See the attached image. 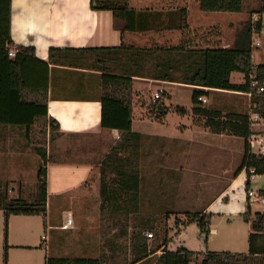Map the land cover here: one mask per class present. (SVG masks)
Here are the masks:
<instances>
[{"label":"crops","instance_id":"0c3cea01","mask_svg":"<svg viewBox=\"0 0 264 264\" xmlns=\"http://www.w3.org/2000/svg\"><path fill=\"white\" fill-rule=\"evenodd\" d=\"M127 3L129 10L124 11L118 20H115L112 10L93 9L91 0H11L13 45L10 50L17 48V45L34 46L36 49L35 56L28 55L22 61V84L24 87L48 88V113L49 116L57 119L61 127L59 135L52 141L49 138L50 132L48 133V142L45 144L47 159H49L50 165L51 161H55L62 167L69 168L70 171L80 172L83 170L82 181L77 180V185H75L77 187L68 190L69 193L74 192V189L76 191L79 187L83 188L81 192L90 188L88 192L99 193L100 196L97 204H92L93 207L98 205L101 213L108 210L107 212L112 216L114 212L109 210H125V216L132 208L138 207L137 209L140 210L141 198L142 206L147 199L153 204L157 203L155 206L157 208H165L163 202L170 204L176 203L179 199L184 200L185 194L188 192L180 191L181 183H186L182 177H216L212 173L207 174L204 168L195 164V161L201 157L197 152L199 144L211 143L231 146L230 138L232 136L216 133L217 137L210 138V135L215 133L206 127L203 120L195 114L200 119L198 123L194 122L193 114H190L192 118L190 124L173 127L166 117L160 124L161 132L160 130L157 133L145 131L140 123L147 119L156 120L146 115L148 109L147 104H144L147 101H144L146 99L143 96L146 93L144 88L148 89L155 83L169 87L191 89L192 87L142 76L134 77L137 96L133 94L132 123L133 131L140 135L123 136L119 129L103 127L101 122L102 103L100 101L103 94V74L127 75L125 73L128 67L131 68L127 66L126 53L119 49L123 42L142 47L150 46L151 43L165 44L170 41L168 36L166 40L162 41L167 34L174 32L180 34L183 31L159 28L197 29L212 28L213 26L240 28L245 20L244 18L233 19L235 12H231L234 15L227 16L228 14L223 13L229 12L220 11L211 15H215V17L220 15L219 17H224V20L209 19L206 14L209 11H203L200 8L199 0H128ZM6 4L7 0H0V7ZM181 7H185L187 11L185 24H183L179 10ZM244 7L245 3L243 11ZM255 7L257 6L249 8L248 12ZM258 15L262 14L253 15L254 29V21ZM121 28L142 29H130L123 32ZM180 42L181 39L176 43ZM176 43L170 41L168 44ZM51 49H54L52 55ZM10 57L14 58V56ZM212 90L232 93L235 99L243 97L239 95H245L247 103H250V112L258 107L246 92ZM167 93L172 96L171 92ZM251 105L254 107L252 108ZM191 109L193 112V105ZM30 129L0 124V177L13 176L12 174L15 173L20 175V172L29 168L33 146L37 144V139L30 135ZM67 143L69 146L65 148L64 145ZM65 152L69 154L74 152L75 155L70 157ZM215 158L219 159L217 155ZM138 160L141 161V170L138 167ZM33 161L35 164L36 157L33 158ZM119 161L122 163L117 167ZM254 164L257 165V173L260 169L264 170V154L259 153ZM135 165L140 175L141 196L138 205L135 206L133 201L127 198H110V194L117 189L115 187L119 186V183H114L111 180L117 175L114 170L120 168L125 174H128V172L132 173ZM245 171L243 170L236 178L234 176L225 189L205 205L202 211L212 212L213 203L221 199L224 191ZM48 173L49 166H47V179ZM222 174L229 175V169L225 167ZM103 188L105 197L102 195ZM160 192L163 193L161 207L159 206L161 202L156 200L157 194ZM258 192L264 195V190ZM147 194H149L148 198ZM153 194L157 196L153 197ZM248 199L252 202L249 194ZM74 201L80 203L78 199ZM50 202L53 201L48 194L46 232H49V235H46V240H49V250L55 256L62 257L56 253L57 234H68L70 225L77 221V214L64 212L61 214L63 218L55 223L54 219L58 216L51 211ZM244 211L245 207L242 212ZM182 215L184 216V213ZM177 217H180L179 224L189 221L188 217L183 218L180 215ZM61 223L64 225L60 226ZM228 223L230 224L232 221L229 220ZM209 228L206 249H191L193 254L189 264H264V254H251L249 243L247 249H244L243 234L245 231L240 240L239 234H234L225 227L224 230L218 227L215 216L211 217ZM251 232L252 228H248L246 234L248 238ZM10 238L9 233V244ZM102 239L101 236L97 248L98 254H94L93 257H104L105 264H155L163 252V248H160L158 244L155 248H150L151 254L147 258L133 263L132 250L128 249L127 245L119 249L118 245L112 242L113 246L108 249L100 244ZM88 244L90 245V243ZM88 256L86 253L81 255V257ZM89 257L91 258V256Z\"/></svg>","mask_w":264,"mask_h":264},{"label":"trees","instance_id":"16d2710c","mask_svg":"<svg viewBox=\"0 0 264 264\" xmlns=\"http://www.w3.org/2000/svg\"><path fill=\"white\" fill-rule=\"evenodd\" d=\"M128 0H91L93 9H109L114 13L115 20L129 10ZM200 8L209 12H241L244 0H199ZM186 23L187 11L185 7L179 8ZM264 14V0H260L257 7L249 11L240 29L237 30L235 39L229 46L221 43L209 42L208 45H196L188 35L190 28H159L185 31L187 39L178 44L151 43L150 46H137L123 42L119 48L126 53L128 67L127 75L103 74L102 126L111 129H119L123 136L140 135L133 131V94L135 95V76L148 77L164 82H176L189 85L193 88V113L203 120L206 127L212 132L227 134L245 139V150L242 163L235 173V178L246 169V188L249 192L251 177L254 173L251 168L257 169L254 164L255 157L251 155L247 146V137L250 134L249 114L246 112L228 111L215 107L204 106L200 97L205 96L208 90L223 89L242 92H252L250 75L257 73L263 77L264 63L254 62V26L253 15ZM182 24V25H183ZM215 28V27H214ZM142 28H121L128 31ZM148 29V28H143ZM13 45L11 36V0L0 7V124L28 127L30 135L37 139L35 149L42 157V166L38 170L39 187L32 199L23 197L9 198L1 196L0 209L4 211L6 218L5 227V253L4 264H8V222L12 215H44L47 214L48 184H47V151L45 144L57 138L60 124L57 119L48 113V88L24 87L22 84L21 64L23 59L35 56L34 46L17 45V53L10 57V48ZM56 50V49H55ZM61 50V49H59ZM54 49H51V55ZM233 72L243 73L244 83L232 81ZM167 92H163V98L151 100L147 104L149 117L162 122L171 111L166 104ZM252 100L258 105L256 110L264 114V94L253 91ZM150 105V108H149ZM176 111L185 113V108L177 106ZM117 167L122 162H117ZM262 166V165H261ZM117 175L111 180L119 183L110 198H127L138 205L140 194L139 170L134 166L132 173L125 174L120 168L114 170ZM123 173V175H122ZM104 179V178H103ZM103 197L106 195L103 188ZM106 199V198H105ZM132 208L130 212L139 209ZM189 221H196L207 242L210 233L211 213L198 211L186 215ZM244 219L251 223L252 232L249 235V252L251 254H264V212L257 211L252 216L250 211L244 214ZM179 219L177 220L178 223ZM156 229L150 221L139 222L134 225L132 231V243L135 252L133 263L147 258L150 252L147 233ZM163 248L162 254L155 264H189L193 251L187 247H179L176 250L168 249V240L164 238L159 244ZM46 264H105L102 258L90 257H57L47 256Z\"/></svg>","mask_w":264,"mask_h":264},{"label":"rangeland","instance_id":"374dc122","mask_svg":"<svg viewBox=\"0 0 264 264\" xmlns=\"http://www.w3.org/2000/svg\"><path fill=\"white\" fill-rule=\"evenodd\" d=\"M244 3V11L235 12V15L231 14V12L223 14H228L227 16L234 15L235 17H233V19L244 18L246 20L249 17L248 9L257 6L258 3H260V0H245ZM206 14H208L209 19L217 18L218 20H224V17H219L220 15L218 17L211 15L217 13L208 12ZM254 25L256 31L255 39L260 40L262 45L259 47L255 45L253 57L255 64H260L264 63V34L260 32L264 29V14L256 17ZM238 29L240 28H219L218 26H213L212 28H197L189 30V37L186 36L184 31L183 33H180L181 37L178 32H174L167 34L161 39L164 41L168 36L170 37V41L176 43L179 42L180 39L182 41L188 37L192 40V43L196 45H208L209 42L230 45L235 39ZM170 41H168V43ZM232 81L244 83L245 77L243 73L233 72ZM144 89H146V91H144L146 93L143 95L146 97L144 101L147 100L144 104H151L153 93L156 90H163V92L168 90L172 93V96L166 97L165 101L166 104L171 107L167 120L173 127H176L177 125L181 126V124H190L192 122L190 114H193L195 123L200 122V119L194 115L191 109L193 105V88L169 87L164 86V84L160 85L155 83L154 85H150V88L147 89L146 87ZM163 92H161V98H163ZM239 96L243 97L235 99L234 94L232 93L208 90V93L204 96L206 101H203V103L208 107L218 108L225 113L228 111H240L249 114L251 108L249 105L250 103H247V97L245 95ZM177 106L184 107L186 109L185 112H188L189 114H181L177 112L175 109ZM251 106L252 108L254 107L253 105ZM146 115L149 116V113L147 112ZM140 124L143 127L142 129L149 133H157L159 130L161 132V122L147 119ZM213 137H217L216 133L210 135V138ZM230 142L231 146L211 143L199 144V150L197 152L200 153L201 157L198 161H195V164L204 168L207 174L212 173L216 177H182L186 183H181L182 186L180 191L188 192L185 194L184 200L179 199L176 203L170 204L163 202V204L161 200V195L163 193H156L158 195L156 200L161 202L159 203V206L161 207L163 204L165 208H157L155 207L157 203L153 204L147 201V199L144 206H142L141 198L140 210L133 213L128 210L127 216H125V210H109L114 212V215L112 216L107 212L108 210H106L105 213L104 211L101 213L98 205L97 207H93L92 204H97L100 196L99 193L88 192L90 188L86 190L87 192H81L83 188L79 187L76 191L74 189V192L69 193L70 190L77 187L75 186L77 185V180H80V182L82 181L84 171H70L69 168H64L55 161H51L50 165L48 159V194L53 201L50 202L51 211L58 216L55 217L54 222L58 223V220L63 218V215L61 214L64 212H73L77 214V221L70 225L68 234H57L56 253L65 257H80L86 253L91 256V258H95L93 256L94 254H98L97 248L99 239L102 236L103 239L100 243L101 245L103 244L104 247H107L108 249L113 246L112 242L117 244V248L119 249H122L127 245L128 249L132 250L131 254L133 256L131 259H133L135 252L132 243V231L134 225L145 221H151L156 227V229L152 230L154 236L151 238L147 236L148 244L152 249L160 244L164 238L168 240V248L170 250H176L182 246L187 247L190 250L206 249V235L201 232L198 223L196 221H188L185 224H179L177 223V220L180 219V217L177 216L180 215L183 218H187L186 215L189 212L194 213L202 211L203 207L212 201L220 191L225 189L229 181L234 178L236 171L242 163L245 143L243 138L233 136H231ZM64 146L67 148L69 144L67 143ZM33 148L32 160L29 162L30 166L26 171L20 172V175L15 173L12 174L13 176L0 177V202L1 196L3 195H7L10 199L18 197L32 199V196L37 192L39 187L38 170L43 163L42 157L35 149V146H33ZM65 153L66 155H70V157L75 155L74 152H71V154L68 152ZM216 155L219 157L217 160L215 158ZM35 157L36 163L34 164L33 158ZM138 167L139 170H141V161L138 162ZM225 167L229 169V175L222 174ZM246 177L247 173L245 171L224 191L221 199L218 201L216 200L213 203L214 207L212 212H210L211 214L213 212L215 213L212 214V216L216 217L218 227L222 230H224L225 227L234 234H239L240 240L242 239L241 235L245 231V234H243L244 249H247L248 246V236L246 235L248 228H252L250 222H247L244 219V214L249 211V205H251L252 216H254L257 211L264 212V202L256 199L252 202L249 201L248 190L246 188ZM250 189L256 191L252 198L258 196L259 190H264L263 169H260L259 173L251 177ZM157 195L153 194V197ZM148 197L149 194H147V198ZM75 199L80 200V203L74 201ZM53 203L56 206H54V210ZM167 205H169V209L166 208ZM244 207L245 211L242 212ZM235 212L238 213L233 214ZM183 213L185 217L182 215ZM229 220H231L232 223L229 224ZM63 225L64 223H61L60 226ZM5 227V214L4 211L0 209V264H4L6 245ZM9 233L11 238L8 251V264H46L47 256H55V254L49 250V240H46V235H49V232H46V216L12 215L8 222V243ZM88 243H90L91 246ZM91 249H93V252H91ZM97 258L104 259L102 256Z\"/></svg>","mask_w":264,"mask_h":264},{"label":"built area","instance_id":"2783aa9c","mask_svg":"<svg viewBox=\"0 0 264 264\" xmlns=\"http://www.w3.org/2000/svg\"><path fill=\"white\" fill-rule=\"evenodd\" d=\"M260 32L264 34V29L261 30ZM255 35H256V31L254 29V44L259 47L262 45V42L260 40H256ZM224 46H229V45H224ZM17 50H18L17 48L10 50L9 52L10 56H16ZM250 82L253 90L252 92H246V94L252 96L253 91L256 92L257 94H264V73L262 78H259L257 73L251 74ZM161 92H163V90H156L153 93L152 100L156 101L159 98H161ZM200 99L202 101H206V98L204 96L200 97ZM249 125H250V134L247 137V146L249 153L257 157L259 153L264 154V114L259 110H252L249 113ZM250 171L255 174L257 169L256 167L251 168ZM255 192L256 191L253 189H250L248 192L249 196L251 197V201L256 199L264 202V195L260 194L259 192H258V196L252 198V196L255 195ZM146 235L149 238L153 237V234L151 232H148Z\"/></svg>","mask_w":264,"mask_h":264}]
</instances>
